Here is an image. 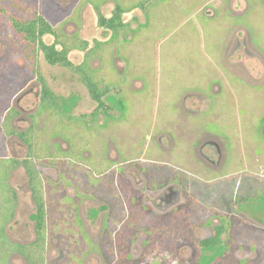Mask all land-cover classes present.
<instances>
[{
  "label": "rangeland",
  "instance_id": "1",
  "mask_svg": "<svg viewBox=\"0 0 264 264\" xmlns=\"http://www.w3.org/2000/svg\"><path fill=\"white\" fill-rule=\"evenodd\" d=\"M95 1H39L56 33L86 40L97 50L90 65L110 83L102 99L116 116L115 122L105 123L100 110L94 121L97 104L80 77L39 55V69L67 114L87 116L82 127L74 128L76 143L69 142L67 151L91 168L77 167L59 155L30 161L35 183L43 189L49 227V245H44L39 264H116L117 255L130 259L128 246L131 259L125 264H195L199 242L210 238L222 219L230 222L220 237L229 249L222 258V243L207 249L201 264H264V193L260 191L256 202L246 198L256 195L248 185L264 188V0H149L143 8L122 14L126 25L116 36L98 25ZM141 1L103 0L99 10L110 17L116 3L130 8ZM44 40L50 43L54 36L45 35ZM236 41L241 54L231 51ZM73 54L79 63L85 53ZM11 58L22 64L18 55ZM194 93L199 98L187 100L190 109L182 106L181 98ZM29 98L35 99L34 94ZM160 133L168 135L164 146L155 141ZM50 135H62L60 126ZM108 138L114 147L111 163L104 146ZM204 138L223 150L221 167L219 152L214 166L200 156ZM11 146L24 154L16 142ZM128 166H142L149 182L157 180L155 194L174 186L178 203L162 214L154 209L146 214L125 187ZM26 179L22 170L14 175L20 199L5 226L10 239L20 241L34 238L35 207L25 192ZM233 179L243 188L247 185L243 193L241 185L234 189ZM93 208L99 214L91 218ZM78 216L82 227L74 221ZM79 227L86 230L88 245ZM109 256L115 261L107 262ZM3 264L23 263L8 259Z\"/></svg>",
  "mask_w": 264,
  "mask_h": 264
},
{
  "label": "flooded vegetation",
  "instance_id": "2",
  "mask_svg": "<svg viewBox=\"0 0 264 264\" xmlns=\"http://www.w3.org/2000/svg\"><path fill=\"white\" fill-rule=\"evenodd\" d=\"M39 1L42 0H0V55H4L5 59L3 62L0 61V264H3V262H6V260L8 259L21 261L23 264H39L44 260V245H49V243H47V241H49L47 239V231H49V227H47L46 202L43 197L42 186H40V184H37V182L35 183V178L32 169L30 168V161H33L34 157L45 158L46 155H59L65 160L68 159L72 163H76L77 167H83V165L88 166V164L84 163L83 161H78L72 156L69 157L68 153L70 151H67L68 149H70L69 142H71L72 144L76 143V141L72 139V137L76 138V136L73 135L74 128L82 127L85 122L84 120L87 119V116H73L67 114V112L61 105L58 96L47 85L39 69V55L42 54L44 59L50 65L64 67L69 69L72 73L77 74L80 77L82 83L87 88V90L88 87L86 86L85 82L83 81L82 75L79 72H75L71 68L59 64H51L46 59L44 52L41 49V46L39 45L40 41H42L46 45H54V48L56 50H61L62 45L70 47L67 52V58L70 62H72L74 65H78L81 67H84L83 65H87L86 67L91 70L90 76L95 77L94 82H98V87H104L107 85L109 91V87L111 86L110 83H107L106 80L103 79L104 76L99 78V69L94 68L90 65V61L97 53V50H93V47L89 48L88 42L86 40H82L73 35L67 38L65 37V35L56 33L53 28L52 22L45 16L43 9H41L42 6H40ZM45 1L49 2L50 4V0ZM102 1L103 0H96L93 3L94 9L98 17V25V15L99 12H101L99 10V5ZM148 2L149 0H143L141 2H138L136 5H133V7L125 9L127 11L129 9L130 11H132V9L134 8H143ZM117 4L123 6V4L121 3H116L115 8ZM9 9L13 14L9 13ZM38 18L44 19L51 26L52 32L44 33L39 38V42L36 41L33 44L31 41H28L24 38V34L20 32L21 30L17 23H25L34 19L38 20ZM45 35L54 36V40L50 43H47L44 40ZM57 40L59 42H56ZM83 42H86L85 48L75 47L83 46ZM240 46L241 43L236 41L234 49L231 51L241 54L240 52L243 51H240L242 50ZM6 49L9 50L6 54H4ZM74 51L85 53L83 60H81L79 63H76L72 60L73 55H75L73 54ZM245 52L249 53L250 51L245 50ZM250 53L253 54L252 58H259V60H262L259 54L256 55L254 52ZM12 54L18 55L20 57V59L22 60L21 65L15 64L13 58H11ZM48 92H51L55 95L59 109H54L50 106L51 96L48 94ZM31 94H34L35 99L32 100L29 98V95ZM105 94L103 96H105ZM103 96L101 97L102 101ZM194 98L199 97L195 93L184 95L181 98L182 106L185 105L187 109H190V107L187 105V100L191 101ZM22 101L23 104H21ZM29 101L31 102L28 106L27 104ZM94 102L97 104L96 101ZM107 112L109 113L108 106ZM114 119H116V116H105V120H107V123L111 120L112 122H115ZM118 119L122 120V116H119L117 120ZM105 120L103 119V121ZM94 121H97V116ZM56 126H60L62 135H50L51 130L54 129ZM66 126H68L67 129ZM167 136V134L163 133L157 134L155 137V141L163 145V139H166ZM102 140V138L99 139V147H101ZM11 141L16 142L18 145L17 147L21 149L25 148V152L23 155L20 156L17 151H13L14 148L11 146ZM216 143L217 142H214L213 139L204 138L199 143V154L200 156H202V159L205 161L206 164H208L209 166H214L215 163H217V152H219V157L223 159V162L220 164L221 167L224 163L223 150L222 153L217 150L214 147L217 145ZM104 146L107 151V161L110 162L109 154L114 148L110 142V138L105 141ZM108 147L110 150H107ZM71 148H73L71 153L75 155L76 147L71 146ZM141 167L142 166H130V172L126 174V179L124 178V180L128 184L125 185L127 191L129 193L130 191L132 193L134 192L132 195L134 201L139 200L142 203V205L144 206L145 213L147 214L150 211L152 212L153 209L158 210L161 213L165 210L166 207H169L173 204L176 205L179 201L180 196L178 190L174 186H170L166 188L164 192L155 194L156 188L154 185L157 184V180L153 179V182H149V178L145 176L146 172L144 170H141ZM19 170H22L27 173V179L24 183V187L26 189L25 192H29V198L35 207V210L32 213L34 222V238L27 241H20L17 239L14 240L12 238L11 240L10 236L7 235V230L5 228L7 224L9 225L11 223V219H13L18 208V200L20 199V189L18 188V185L16 186V184L14 183V175ZM233 180L235 181L234 189H237L239 191V187L241 185V189L239 192L243 193L247 185L245 188H243L245 185L242 186L241 181L239 183L238 179ZM251 181L255 182V180ZM67 183L69 184V182ZM148 184L149 186H147ZM248 187L250 188L249 190H251V192L256 189L254 193V195H256H251L246 198L252 199L255 202L259 199L258 195H262L264 193V188L262 187L258 189V185H255V187L248 185ZM230 189L231 188H228V190ZM260 191H262L263 193L260 194ZM246 198H244V200L247 201ZM74 203L75 202L73 200V203L69 205V208H76V205ZM106 208V205H102V209L104 211L106 210ZM98 214L99 213L97 208H93L90 210L91 218L97 217ZM74 221L76 223H80L81 227L84 225L83 220L82 218H80V216H78V218L75 217ZM59 225L61 226V222ZM52 226L54 227V225ZM81 227H79V233L83 237L82 240L85 241L88 245V235L84 227ZM105 227H109L108 224H106ZM141 229H138L137 233L142 230L144 232V229ZM135 237L133 238L135 239ZM99 247H101V243H99ZM129 248L130 246H128L127 251L131 259V250ZM110 258L115 261L112 256L105 257V260L107 262H110ZM116 258L118 259L116 264H125L128 260H130L128 259V257L121 258L118 255ZM248 261V258H244L243 260V262Z\"/></svg>",
  "mask_w": 264,
  "mask_h": 264
},
{
  "label": "trees",
  "instance_id": "3",
  "mask_svg": "<svg viewBox=\"0 0 264 264\" xmlns=\"http://www.w3.org/2000/svg\"><path fill=\"white\" fill-rule=\"evenodd\" d=\"M125 11L127 10L122 5L117 4L113 15L109 18H106L101 12H99L98 15L99 25L101 27H105L107 29L112 30L114 36H116L119 29L125 27L126 25L125 23H123L121 19V15ZM17 25L20 27L21 30L20 32L24 34V38L28 41H31L33 44L36 41H38L41 35H43L44 33L52 32L51 26L42 18H38V20L34 19L32 21H28L25 23L18 22ZM56 42L59 41L57 40ZM39 45L41 46V49L43 50L46 59L51 64H59L65 67H69L75 72H79L82 75L83 81L88 87L90 96L94 101L97 102L98 105L97 111L92 113V115L95 116L94 119L96 118V116H98V112L100 110L104 116H111L110 113L107 112V106L101 100V97L108 91V86L98 87V82H94L95 77L90 76L91 70L86 67L87 65L86 66L83 65L84 67H81L78 65H74L72 62L68 60L67 52L70 49V47L66 45H62L61 50H56L54 48V45H46L42 41H40ZM85 46H86V42H83V46H75V47L85 48ZM48 94L51 96L50 106L54 109H59L55 95L51 92L50 93L48 92ZM119 106H123L121 98L119 99ZM108 109H110V106H108ZM107 120H105V123H107ZM40 225H41V221H40ZM229 227H230V222L226 221V219H222V223L214 227L213 235L210 238L204 239L199 242V255L195 261V264H201L204 252L215 245H219L220 243H222V251L218 258H222L224 256L226 251L229 249V246L228 243L226 241H222L220 237L221 234L224 231H227ZM167 235L169 236V234ZM170 239H171V235H170ZM159 260H163V259L159 258ZM157 262L163 263V261H157Z\"/></svg>",
  "mask_w": 264,
  "mask_h": 264
}]
</instances>
